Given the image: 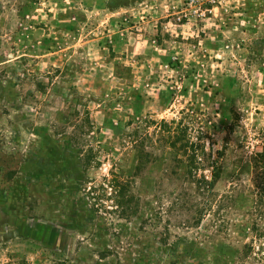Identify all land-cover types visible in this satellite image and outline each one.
<instances>
[{"label": "rangeland", "instance_id": "1", "mask_svg": "<svg viewBox=\"0 0 264 264\" xmlns=\"http://www.w3.org/2000/svg\"><path fill=\"white\" fill-rule=\"evenodd\" d=\"M110 4L0 0V264H264V0Z\"/></svg>", "mask_w": 264, "mask_h": 264}, {"label": "built area", "instance_id": "2", "mask_svg": "<svg viewBox=\"0 0 264 264\" xmlns=\"http://www.w3.org/2000/svg\"><path fill=\"white\" fill-rule=\"evenodd\" d=\"M206 10H207V9L201 10V14H203V15H204V14H205V12H206Z\"/></svg>", "mask_w": 264, "mask_h": 264}, {"label": "trees", "instance_id": "3", "mask_svg": "<svg viewBox=\"0 0 264 264\" xmlns=\"http://www.w3.org/2000/svg\"><path fill=\"white\" fill-rule=\"evenodd\" d=\"M113 0H109V5H111L110 3L112 2Z\"/></svg>", "mask_w": 264, "mask_h": 264}]
</instances>
